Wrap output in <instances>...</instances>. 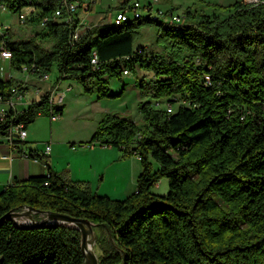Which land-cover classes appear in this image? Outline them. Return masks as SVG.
Returning a JSON list of instances; mask_svg holds the SVG:
<instances>
[{"label":"trees","instance_id":"1","mask_svg":"<svg viewBox=\"0 0 264 264\" xmlns=\"http://www.w3.org/2000/svg\"><path fill=\"white\" fill-rule=\"evenodd\" d=\"M0 4L16 15L33 8L26 22L41 26L26 39H4L17 69L43 77L55 66V84L73 81L99 98L124 93L125 85L110 93L108 77L120 79L135 68L151 75L137 83L148 98L137 106L144 125L108 113L87 143L139 156L142 171L134 193L111 199L94 193L88 182L72 180L68 169H49V177L0 187V217L31 206L88 219L102 253L98 264H264V0L212 6L225 17L187 6L183 25L153 14L95 24L76 40L72 34L81 24L75 14L69 22L41 24L46 17L58 18L63 0ZM147 24L158 26L159 52L135 46ZM93 51L97 66L91 63ZM205 74L209 85L203 84ZM16 83L0 79V98L15 95ZM49 93L20 111L10 110L0 121V137L20 123L27 129L51 109L62 117L63 105H52ZM160 99L173 111L157 107ZM163 177L168 192L153 193ZM0 264H86L81 233L65 225L24 228L6 221L0 225Z\"/></svg>","mask_w":264,"mask_h":264},{"label":"rangeland","instance_id":"2","mask_svg":"<svg viewBox=\"0 0 264 264\" xmlns=\"http://www.w3.org/2000/svg\"><path fill=\"white\" fill-rule=\"evenodd\" d=\"M118 1L120 0H102L101 3L99 1L94 3V10L91 12H85V14H87V21L91 20L92 22H95L99 19H102V21L105 22L113 21L116 12L118 11L116 9ZM133 1L134 0L131 2ZM139 1L142 4L146 3V0ZM235 1L237 0H159L155 3V7L162 8L164 10L173 8L174 12L184 16L186 7L190 6L191 9L196 10L199 13H207L211 16L216 14L220 17H225V14L219 10L213 9L212 6H227ZM244 1L247 3H259L263 0ZM145 15L148 14H143V16ZM130 17L132 18V15H130ZM157 19L164 20V18L160 17H157ZM139 31L140 37L136 39L135 46H138L139 43H142L141 46L147 50L156 52L161 51V46L156 41L158 26L154 24H147ZM48 75L49 82L54 83L57 77V70L55 66ZM144 75L146 80L151 78L150 74H146L138 68H135V70L127 75H123L120 79L116 78L115 76L108 77L110 93H117L121 91L122 87L125 85L123 95L115 98H99L97 97L96 93H84L82 87L75 82L70 83L72 85L71 90H66V84L69 82H63V86L61 87L64 90L62 91L64 94V111L62 117L57 122H51L49 115H44L37 118V120L29 127L30 130H34L35 138L31 137L28 141L31 143L34 142V147L39 150V153L44 150L47 143L51 144V148L58 143H65L67 147H65L66 149H63L62 153L70 156L69 150H71V143H74V145H76L78 148H81L82 150L84 148H88L87 143L90 141L93 133L96 131L99 122L108 113H116L119 116L130 118L138 126L142 127L144 122L141 113L137 109V106L140 101L148 100V98L140 94V89L138 88L137 83ZM165 101L166 99L158 100V102H156V104H159L157 107L165 108ZM19 108L21 109V107ZM51 127H53V134L51 133ZM94 148H102V145L96 142ZM113 152L118 154L120 160L123 161V171H117L115 165L111 164L108 166V171L105 174V177L103 174V168L102 171L94 178V180L86 178L84 180L74 181L88 182L94 193L108 196L111 199L122 200L134 193L137 185L138 173L134 177L133 170H141L142 167L139 160L137 159V156L132 155L124 157L118 150H114ZM107 158H110L109 154L107 155ZM154 165H156L155 162ZM62 166L63 163L60 165V169L55 170L56 168H54V171L61 172L68 169L69 173L71 172L69 166ZM89 173V170L86 169L85 174L81 175L86 176ZM151 191L155 194L165 195L168 192L167 178H161L158 184L151 188ZM35 218L38 219L41 217L36 216ZM19 220L25 221L28 219L22 218ZM95 241L93 243V250L96 256L99 257L102 253Z\"/></svg>","mask_w":264,"mask_h":264},{"label":"crops","instance_id":"3","mask_svg":"<svg viewBox=\"0 0 264 264\" xmlns=\"http://www.w3.org/2000/svg\"><path fill=\"white\" fill-rule=\"evenodd\" d=\"M98 1L101 3L102 0H96V2ZM122 1L123 0L118 1V5ZM150 1L151 0H146V2H150ZM26 9H27L26 10L27 13H29L33 8L28 7ZM79 9L80 10H77L75 12V17L80 20V24L82 27L91 26L100 23H109L102 21V19H99L95 22H92L91 20L87 21V16H86L87 14H85V12L93 11L94 10L93 4L89 9H86V4L84 3L81 5ZM40 28L41 26H35L29 22L21 24L17 18V15L11 13L8 9L2 11L0 15V50L2 45H4L5 42L4 39H9L11 41L23 40L33 35L35 31L39 30ZM48 45L49 44L47 43L45 44V46ZM139 45L141 46L142 43H139L138 46ZM0 79L3 81L12 80L13 82L22 83L25 86L26 91H25L24 99L22 103L17 105L18 110H22L26 108L33 101H39L45 93L49 92L51 89H53L56 86H58V89L60 91H64L61 88L63 86V82H59L58 84H55V82L54 83L49 82V79L43 80L42 77H39L36 74L31 73L29 70H26L25 68L17 69L12 65V59L3 58L1 56V53H0ZM64 82H69L68 84H66V87H70L71 90L72 85L70 83L73 81H64ZM19 107H21V109ZM42 116L44 115H39L37 118ZM37 118L34 120V122L37 120ZM33 123H31L27 127L28 133L25 139V144L23 146L24 148L26 147V150L28 152H31L33 155L39 157V160L35 161L30 157L25 158L20 156L18 148L13 149L4 137H0V187L11 185L16 180H25L33 176H44L47 173V171H49V169L51 170H54V168H56L55 170L60 169L59 167L62 163H63L62 167L66 165L69 166L71 170L70 177L72 180H84L86 178L94 180V178L97 176L98 173L102 171L103 168H104L103 174L105 177V174L108 171V166L111 164L115 165L117 171H121V170L123 171V161L120 160L118 154H115L113 152L114 150H118L115 147L102 146V148H94L95 147L94 145L93 147H88L87 149L84 148L82 150L81 148H78L76 145H74V143H71L70 144L71 150H69L70 156H67V154L62 153L63 149L67 147L66 144L58 143L52 147L48 155L45 156L42 155L41 154L42 151L39 153V150L36 147H34V142L31 143L30 141H28L30 140L31 137L35 138L34 130L29 129V127ZM51 131H52L51 133L53 134V127H51ZM108 154L110 155V158H107ZM86 169H88L90 173L86 176L81 175V174H85ZM141 171L142 168L141 170H137V171L133 170V176L135 177L137 173L139 175Z\"/></svg>","mask_w":264,"mask_h":264},{"label":"built area","instance_id":"4","mask_svg":"<svg viewBox=\"0 0 264 264\" xmlns=\"http://www.w3.org/2000/svg\"><path fill=\"white\" fill-rule=\"evenodd\" d=\"M157 0H152L150 2H146L145 4H142L139 0H134L131 2L128 6L118 10L116 12V15L114 17L113 21H117L118 19L121 18H128L132 14H153L157 17L165 18V20L171 22V23H178L180 25L184 24V16L180 15L179 13H176L174 11H168L164 10L162 8L155 7V3ZM96 0H63V5L60 8V15L58 18H50L46 17L41 21V24H43L45 21L53 19V20H58L62 19L66 22H69L71 19V15L75 14V12L81 7L82 4H86V9H89L92 4H94ZM28 8V7H27ZM7 10L6 6L3 4H0V15L2 11ZM27 9L24 8L18 13V20L21 24L26 23L27 18L29 17V13L26 11ZM33 9L31 10V12ZM64 12L67 13L66 17H63ZM90 26H85V27H79L77 28L74 33L72 34V39L76 40L86 29H88ZM1 56L3 58H11V51H9L4 45H2L1 50H0ZM98 54L96 51H93L92 57H91V63L94 66L98 65ZM199 61V60H198ZM38 69V67H37ZM36 69V70H37ZM34 71H32L33 73ZM129 70H124L123 74L127 75L129 74ZM43 80H48L49 75L48 73L44 74L42 77ZM203 84L204 85H209L210 84V77L209 75L205 74L203 76ZM12 87H15V95L7 97V99H0V121L4 122L6 120V117L8 115V112L10 110L13 111H20L17 108V105L22 103L25 95V86L23 84L16 83ZM66 90H70V87H67ZM49 102L54 105V106H60L64 102V94L62 91L58 89V86L54 87L49 91ZM181 104H185V101H181ZM156 105H159L158 103ZM166 110L167 112H172L173 111V106L171 104H166ZM50 120L52 122H56L60 120L61 115L60 113L55 110L51 109L50 114H49ZM27 129L25 128L23 123L17 124L15 126H12L9 129V134L5 137V139L8 141L10 146L15 149H19V154L22 157L25 158H32L35 161L39 160V157L36 155H33L31 152H28L23 145H15L13 142L14 140H20V141H25L27 137ZM95 143H89L87 144L88 147H93ZM51 144L47 143L44 150L41 152L42 155H48L51 151ZM139 159V156H137ZM50 174L47 171L46 177H49ZM47 182V181H46Z\"/></svg>","mask_w":264,"mask_h":264},{"label":"water","instance_id":"5","mask_svg":"<svg viewBox=\"0 0 264 264\" xmlns=\"http://www.w3.org/2000/svg\"><path fill=\"white\" fill-rule=\"evenodd\" d=\"M35 213L40 214L41 218L35 219ZM22 218L28 220H19ZM6 221H12L16 226L24 228H41L51 225L74 227L81 233V250L86 264H98L99 262L95 252L90 249V246L96 239V234L94 231V224L88 219L78 218L60 212L37 210L31 206H27L22 210H10L6 212L0 217V225Z\"/></svg>","mask_w":264,"mask_h":264},{"label":"bare ground","instance_id":"6","mask_svg":"<svg viewBox=\"0 0 264 264\" xmlns=\"http://www.w3.org/2000/svg\"><path fill=\"white\" fill-rule=\"evenodd\" d=\"M60 15V9H58L56 12H55V17H59ZM143 14H132V18L129 16L128 18H121V19H118L117 21H114L115 24H121V23H124L130 19H134V18H139L141 17ZM161 18V17H160ZM165 19V18H164ZM169 22V21H168ZM171 23V22H170ZM171 24H174V25H179L178 23H171ZM10 51V50H9ZM26 70H28L27 68H25ZM35 71V70H34ZM0 99H7V98H0ZM45 185H47V183H45ZM90 249L92 251L93 250V244L90 246Z\"/></svg>","mask_w":264,"mask_h":264}]
</instances>
